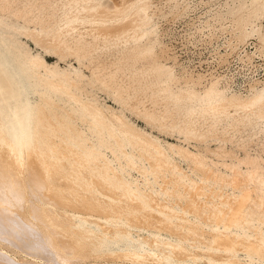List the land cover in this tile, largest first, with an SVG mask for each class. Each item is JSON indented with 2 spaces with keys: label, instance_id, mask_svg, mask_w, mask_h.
<instances>
[{
  "label": "bare ground",
  "instance_id": "6f19581e",
  "mask_svg": "<svg viewBox=\"0 0 264 264\" xmlns=\"http://www.w3.org/2000/svg\"><path fill=\"white\" fill-rule=\"evenodd\" d=\"M31 1L0 0V47L22 80L0 104V264H264V158L252 147L264 151V79L244 94L177 70L160 19L185 14L190 0ZM212 19L228 22L226 47L243 63H255L252 39L264 54V0H234ZM20 37L90 75L50 65Z\"/></svg>",
  "mask_w": 264,
  "mask_h": 264
},
{
  "label": "rangeland",
  "instance_id": "374dc122",
  "mask_svg": "<svg viewBox=\"0 0 264 264\" xmlns=\"http://www.w3.org/2000/svg\"><path fill=\"white\" fill-rule=\"evenodd\" d=\"M165 4V1L162 0ZM32 3H36L35 0L31 1ZM109 1H107V4ZM234 0H190L189 5L190 9L185 12V14L176 16L173 14L166 15L160 19V27L162 31V37L161 40L168 45L169 48L172 49V53H175V55L178 57L179 62L182 66L177 67V70L181 72L183 69L188 70L191 73L194 74H204L206 77L210 78L212 75H215V78H220L221 81H230V77L224 78L222 75L215 74L213 72L211 73H205L208 69H216V68H227L228 65L236 63V61H240L243 66H248L250 64L243 63L241 60H239V55L237 52L230 51L226 47V42L228 39L231 38V34L229 31H231L229 28L226 29L227 26H229L227 21L222 20H213L212 16L217 13L223 11L228 4H233ZM212 24V30L214 32V37L210 41V39L206 38V35L209 33V27L207 26V21ZM264 23V21H263ZM225 26V27H224ZM228 31V32H227ZM20 40L23 42H26L31 52L35 55L40 54L48 61L50 65H56L58 64L62 69H70V66L73 65L76 68H81L83 72L86 75H90L89 70L86 68H82L79 66V63L73 58V57H67L64 58V60L61 59V56L58 54H54L52 51H48L41 46L35 45L34 42L31 40H28L27 38L20 37ZM252 39L250 40V43L248 45L247 50L252 53L256 54L254 58V65H257V68L261 69L262 73L264 68V54L259 55L257 53L256 43L257 40ZM0 81L4 84H9V92L3 91L2 97L0 95V104L2 106L6 105L5 99L7 101H11L12 93L10 95L11 90L17 91L22 89L19 86L18 81L21 80L20 78V72H18L17 64L13 61H11L10 57H8V53L4 54V50L0 47ZM111 51V56H109V59L112 61L118 60L120 57V51L121 47H117L116 45H112L108 50H105V52ZM230 54V63L223 62L220 58V55H226ZM2 54V55H1ZM244 55V53H241ZM236 59V61H235ZM232 62V63H231ZM8 64V65H7ZM16 64V67L15 65ZM253 65V66H254ZM9 67V68H6ZM142 66L141 64H138L137 66H133L132 68H139ZM11 69L13 71H11ZM16 69V70H15ZM12 72V73H11ZM16 74V76H13ZM18 72V73H17ZM3 73V75H2ZM44 73V72H43ZM18 74V75H17ZM5 79H4V77ZM11 77V78H10ZM15 77V78H14ZM20 79V80H18ZM7 81V82H6ZM22 81V80H21ZM220 81L221 84H223ZM11 82V83H10ZM16 82V84H14ZM17 85V86H16ZM256 85V84H255ZM253 85L252 87H255ZM10 86L12 88H10ZM251 87V88H252ZM39 93L36 94L33 99L35 101H40V94L43 92L42 89H39ZM89 91H92L93 94H95V97L99 101V103L103 106H110L116 111H123L125 116L131 123L137 125L139 128L145 130L147 133H151L152 135L160 138L164 142L170 143H179L181 142L177 141L179 140V135L177 134H169L166 132H161L157 128H155L154 125L147 124L144 120L137 117L135 113L132 111L126 109L123 107L122 104L117 102L112 94L108 93L105 90H102L100 88H90ZM10 95L5 96V95ZM4 98V100H3ZM65 99V97H62ZM2 99V100H1ZM13 100V99H12ZM4 103V105H3ZM264 137V136H263ZM184 138H182L183 141ZM211 148L215 149L218 147V145L212 143L210 141ZM182 145H187L186 143H182ZM192 150L200 149L201 151L206 148V144L204 143H197L195 141L191 142L189 146ZM230 148H233L231 145H229ZM253 149H256L257 152L260 155H263L264 158V151L261 146H252ZM235 148V147H234ZM235 152H237L240 156L244 157V151L234 149ZM242 151V152H241ZM253 152V151H252ZM177 160L180 162L181 166L190 174H193L191 170L189 169L188 163L184 161L183 159L177 157ZM133 175L135 177H138L137 172H133ZM195 177V175H193ZM153 181V178H152ZM145 236L147 235V232H144ZM164 235H166L164 233ZM241 256H245L244 254H241ZM95 262H91V264H94ZM116 263V262H115ZM119 263V262H118ZM90 264V263H89ZM103 264H106L105 262ZM110 264H114V262H111Z\"/></svg>",
  "mask_w": 264,
  "mask_h": 264
},
{
  "label": "built area",
  "instance_id": "2783aa9c",
  "mask_svg": "<svg viewBox=\"0 0 264 264\" xmlns=\"http://www.w3.org/2000/svg\"><path fill=\"white\" fill-rule=\"evenodd\" d=\"M262 70L263 73L259 67L257 68V65L243 66L240 61H236V63L228 65L227 68L208 69L205 73L215 72V74L230 77V81L221 82L228 85L234 91L247 94L251 91L252 85H259L263 82L264 68ZM254 79L260 81H253Z\"/></svg>",
  "mask_w": 264,
  "mask_h": 264
}]
</instances>
